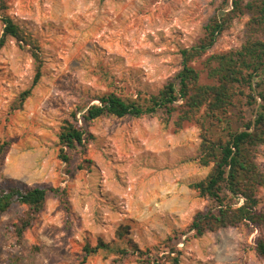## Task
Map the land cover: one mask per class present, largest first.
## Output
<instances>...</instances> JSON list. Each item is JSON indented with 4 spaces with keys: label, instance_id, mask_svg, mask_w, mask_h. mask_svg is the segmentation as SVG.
Segmentation results:
<instances>
[{
    "label": "rangeland",
    "instance_id": "1",
    "mask_svg": "<svg viewBox=\"0 0 264 264\" xmlns=\"http://www.w3.org/2000/svg\"><path fill=\"white\" fill-rule=\"evenodd\" d=\"M222 2L5 0L8 14L37 38L43 64L39 82L20 105V93L35 75L34 59L13 39L0 46V142H8L0 185L58 193H48L20 243L6 227L26 206L0 215V264H79L86 243L116 240L120 228L125 243L154 252L177 232L182 264H264L254 251L264 227L222 228L199 238L185 233L206 206L188 187L207 173L190 161L199 144L194 124L174 132L159 114L104 116L88 128L93 139L85 155L73 152L69 165L57 158L59 122L69 112L106 92L107 78L130 94L158 90L180 69L179 50L197 43ZM248 21V14L235 18L207 55L240 47ZM200 63L194 65L202 68ZM257 162L264 172V147ZM260 198L264 206V188ZM86 264L143 263L132 254L100 250Z\"/></svg>",
    "mask_w": 264,
    "mask_h": 264
},
{
    "label": "trees",
    "instance_id": "2",
    "mask_svg": "<svg viewBox=\"0 0 264 264\" xmlns=\"http://www.w3.org/2000/svg\"><path fill=\"white\" fill-rule=\"evenodd\" d=\"M243 14L249 15V21L246 39L240 47L207 55L233 20ZM0 22V46L13 39L20 48L28 49L35 62L32 84L19 96L22 105L42 76L41 48L37 38L8 14L5 0H0ZM179 54L180 69L156 91L138 90L130 94L107 78L106 92L94 95L59 122L57 158L69 165L73 152L85 155L93 139L88 128L104 116L140 118L159 114L164 124L172 122L174 132L194 124L199 144L190 161L207 173L188 187L197 198L206 201V206L194 214L185 233L199 238L228 227L262 228L264 206L260 191L264 188V172L257 158L264 147V0H224L204 26L197 43L180 49ZM200 61L202 68H197L194 63ZM203 74L207 81L202 80ZM7 147L8 142H0V162ZM49 192L57 195L58 190L0 185V215L13 205L26 206L16 221L6 227L18 243L44 209ZM115 239L104 242L98 238L94 246L86 243L79 264H86L100 250L115 252L120 257L132 254L143 264H182L181 251L175 243L179 239L177 232L155 247L156 252L140 250L131 241L125 243L123 228L116 230ZM120 242L124 246L116 244ZM254 251L264 259L263 238L255 239Z\"/></svg>",
    "mask_w": 264,
    "mask_h": 264
}]
</instances>
